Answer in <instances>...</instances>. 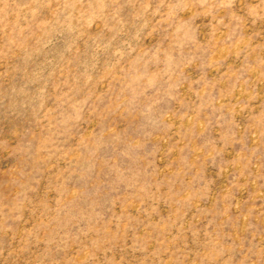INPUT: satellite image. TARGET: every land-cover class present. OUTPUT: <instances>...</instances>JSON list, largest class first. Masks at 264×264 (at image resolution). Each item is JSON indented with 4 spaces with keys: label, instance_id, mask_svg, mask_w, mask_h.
<instances>
[{
    "label": "rangeland",
    "instance_id": "1",
    "mask_svg": "<svg viewBox=\"0 0 264 264\" xmlns=\"http://www.w3.org/2000/svg\"><path fill=\"white\" fill-rule=\"evenodd\" d=\"M0 264H264V0H0Z\"/></svg>",
    "mask_w": 264,
    "mask_h": 264
}]
</instances>
